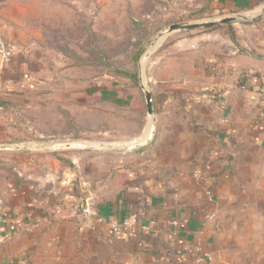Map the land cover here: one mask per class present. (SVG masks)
I'll list each match as a JSON object with an SVG mask.
<instances>
[{
    "label": "crops",
    "instance_id": "0c3cea01",
    "mask_svg": "<svg viewBox=\"0 0 264 264\" xmlns=\"http://www.w3.org/2000/svg\"><path fill=\"white\" fill-rule=\"evenodd\" d=\"M210 5L220 18L258 20L239 24L236 45L212 33L179 36L150 57L154 119L133 80L92 86L113 99L96 110L144 116L134 138L143 145L115 156L72 152L67 161L39 150L34 167H16L0 186V264H195L207 253L206 264H264V0ZM20 53L0 66L11 88V74L39 65ZM16 129L0 121L7 150ZM48 189L77 192L57 202ZM126 218L134 233L125 226L114 235L111 223Z\"/></svg>",
    "mask_w": 264,
    "mask_h": 264
},
{
    "label": "rangeland",
    "instance_id": "374dc122",
    "mask_svg": "<svg viewBox=\"0 0 264 264\" xmlns=\"http://www.w3.org/2000/svg\"><path fill=\"white\" fill-rule=\"evenodd\" d=\"M0 5V40L14 44L15 55L24 52L40 65L33 74L27 71L28 76L11 74L10 91L1 89L7 83L0 87V105H5L0 121L15 129L24 124L26 129L21 142L17 129V141H6L9 150L0 140V186L15 179L16 167L27 171L39 163V150L59 151L64 161L72 152L91 151L54 149L60 144H94L100 146L96 151H113L114 156L128 153L140 143L134 138L144 116L106 107L96 110L112 105L113 99H101L90 88L116 80L128 84L132 75L137 77L134 83L147 88L146 62L175 38L212 33L236 45L239 24L258 20L233 15L237 18L229 23L166 33L172 24L218 22L220 17L210 0H1ZM114 101L119 105V98ZM73 192L45 191L57 202L69 201L66 195Z\"/></svg>",
    "mask_w": 264,
    "mask_h": 264
},
{
    "label": "water",
    "instance_id": "95a60500",
    "mask_svg": "<svg viewBox=\"0 0 264 264\" xmlns=\"http://www.w3.org/2000/svg\"><path fill=\"white\" fill-rule=\"evenodd\" d=\"M245 17L244 15H240ZM237 17L236 16H227V17H223L220 18L219 21H212V22H198V23H176V24H172L169 26L168 30L166 31V33H172L175 31H190V30H195V29H199L202 27H206V26H215L218 23H229L233 20H235ZM148 54V53H147ZM144 91H145V97H146V107H147V113L148 115L154 119V103H153V96L152 93L149 91V89H147L145 87V85H142ZM155 136V124L153 123L149 132V138L152 139ZM143 145V143L140 144H136L131 146L129 149L131 151H135L138 148H140ZM64 149V148H79L82 150H95V149H99L100 146L98 145H94V144H86V143H78V142H74V143H65V144H60L58 146H56L54 149Z\"/></svg>",
    "mask_w": 264,
    "mask_h": 264
},
{
    "label": "built area",
    "instance_id": "2783aa9c",
    "mask_svg": "<svg viewBox=\"0 0 264 264\" xmlns=\"http://www.w3.org/2000/svg\"><path fill=\"white\" fill-rule=\"evenodd\" d=\"M16 46L14 44L8 43V42H4L2 40H0V66L1 67H5L7 66L13 59L15 53H16ZM3 85L2 83L0 84ZM6 88V89H5ZM1 89H5L7 91H10L12 88L10 87V85H6V87H3ZM197 174H201V172L199 170H197ZM210 193V192H208ZM125 226H132L133 227V221L131 218H126L123 219L121 221H113L111 223V228H112V232L114 235L118 236L121 235L123 227ZM135 229L133 227V232L134 233ZM209 260H211V256L207 253L204 255H199L196 257V261L195 264H206Z\"/></svg>",
    "mask_w": 264,
    "mask_h": 264
},
{
    "label": "trees",
    "instance_id": "16d2710c",
    "mask_svg": "<svg viewBox=\"0 0 264 264\" xmlns=\"http://www.w3.org/2000/svg\"><path fill=\"white\" fill-rule=\"evenodd\" d=\"M132 77L134 78L133 80L136 82L137 81V77L136 75H132ZM5 105H0V107H4Z\"/></svg>",
    "mask_w": 264,
    "mask_h": 264
}]
</instances>
